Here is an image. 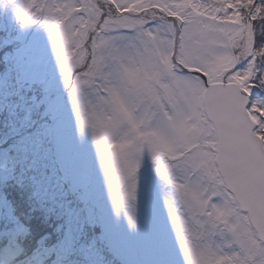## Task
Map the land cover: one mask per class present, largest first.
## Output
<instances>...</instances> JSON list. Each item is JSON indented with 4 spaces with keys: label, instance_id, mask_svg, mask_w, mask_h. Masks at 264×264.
I'll return each mask as SVG.
<instances>
[{
    "label": "snow or ice",
    "instance_id": "snow-or-ice-1",
    "mask_svg": "<svg viewBox=\"0 0 264 264\" xmlns=\"http://www.w3.org/2000/svg\"><path fill=\"white\" fill-rule=\"evenodd\" d=\"M0 264H264V0H0Z\"/></svg>",
    "mask_w": 264,
    "mask_h": 264
}]
</instances>
